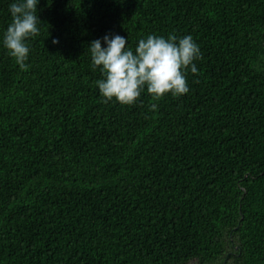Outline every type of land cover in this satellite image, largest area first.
<instances>
[{
	"label": "trees",
	"instance_id": "trees-1",
	"mask_svg": "<svg viewBox=\"0 0 264 264\" xmlns=\"http://www.w3.org/2000/svg\"><path fill=\"white\" fill-rule=\"evenodd\" d=\"M13 2L0 264H264V0H39L26 71L3 46ZM106 35L133 52L191 36L189 91L103 102L89 46Z\"/></svg>",
	"mask_w": 264,
	"mask_h": 264
},
{
	"label": "clouds",
	"instance_id": "clouds-1",
	"mask_svg": "<svg viewBox=\"0 0 264 264\" xmlns=\"http://www.w3.org/2000/svg\"><path fill=\"white\" fill-rule=\"evenodd\" d=\"M39 0H16L10 5L12 22L3 35V46L15 59L22 71H26L29 47L26 41L40 34L37 16ZM91 42L93 68H100L103 79L97 80L105 103L115 99L124 105H133L147 90L155 100L171 93L182 96L189 91L185 73L190 68L193 74L198 69L193 63L202 59L199 46L191 36L178 38L175 35H148L140 39L135 52L126 45L128 40L120 35L104 36ZM53 40V43H58ZM156 105H152L155 109Z\"/></svg>",
	"mask_w": 264,
	"mask_h": 264
}]
</instances>
